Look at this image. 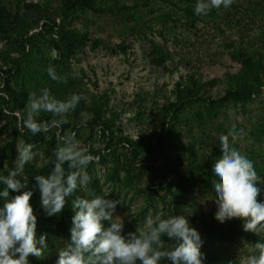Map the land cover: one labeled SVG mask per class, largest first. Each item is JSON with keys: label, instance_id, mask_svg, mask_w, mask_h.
<instances>
[{"label": "rangeland", "instance_id": "obj_1", "mask_svg": "<svg viewBox=\"0 0 264 264\" xmlns=\"http://www.w3.org/2000/svg\"><path fill=\"white\" fill-rule=\"evenodd\" d=\"M196 3L93 0L61 20L48 11L57 0H0V175L15 168L18 147L31 143L39 153L24 175L37 237L46 233L49 247L31 264H55L70 239L80 190L48 217L35 176L51 171L54 150L71 133L98 157L87 168L88 187L120 201L113 215L125 234L147 230L149 217L184 215L200 233L204 264H246L264 242V228L245 232L239 218L217 221L215 198L208 199L219 137L233 127L232 146L255 162L264 188V0H234L207 15H196ZM49 66L65 82L52 80ZM45 87L58 99L82 93L87 101L61 127L33 135L21 124L29 94ZM57 118L41 112L38 120Z\"/></svg>", "mask_w": 264, "mask_h": 264}, {"label": "clouds", "instance_id": "obj_2", "mask_svg": "<svg viewBox=\"0 0 264 264\" xmlns=\"http://www.w3.org/2000/svg\"><path fill=\"white\" fill-rule=\"evenodd\" d=\"M233 2L197 0L195 13L207 15L212 8L228 9ZM47 72L52 80L65 82L54 67L49 66ZM81 100L87 101L82 93L58 99L47 87L31 92L21 127L33 135L48 133L67 123L66 114ZM41 112L58 118L38 120ZM238 135L233 127L219 137L221 155L212 167L215 179L213 194L208 199L215 198L217 221L225 223L239 218L245 232H254L258 226L264 228V199H257L264 188L257 184L261 177L255 162L231 144ZM97 147L103 148V145ZM34 149L31 143L18 147L15 168L7 175H0V184L4 186L0 188V264H31L30 257L43 259L49 247L46 233L37 237L38 217L30 203L34 192L27 187L29 180L24 175L26 165L39 155ZM53 155L51 171L35 176L42 211L48 217L61 214L69 198L78 190L81 192L71 202L70 239L58 250L55 264H162V261L204 264L200 233L184 215L157 217L156 223L149 217L147 230L138 227L135 232L124 233V220L113 215L120 201L107 199V194L97 195L88 187L92 176L87 168L98 157L80 146L75 133L63 136ZM9 190L17 194L10 196ZM162 236L173 243L166 245ZM254 248L246 264H264V242L258 241Z\"/></svg>", "mask_w": 264, "mask_h": 264}, {"label": "trees", "instance_id": "obj_3", "mask_svg": "<svg viewBox=\"0 0 264 264\" xmlns=\"http://www.w3.org/2000/svg\"><path fill=\"white\" fill-rule=\"evenodd\" d=\"M93 0H57V7L58 8H49L48 11H52L54 13H56L58 15L61 20H66L68 17L72 16V15H76L77 10H81L84 9V7L91 2L92 3ZM82 11V10H81ZM54 20V18H53ZM32 70H28V72H30ZM27 72V73H28ZM29 74V73H28ZM219 232H222V230L217 229ZM235 233H240V235L246 237L247 239H249V237L245 234V233H241V232H235Z\"/></svg>", "mask_w": 264, "mask_h": 264}]
</instances>
